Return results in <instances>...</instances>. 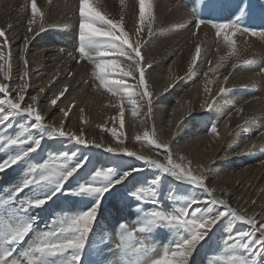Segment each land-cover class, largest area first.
<instances>
[{"label": "rangeland", "instance_id": "374dc122", "mask_svg": "<svg viewBox=\"0 0 264 264\" xmlns=\"http://www.w3.org/2000/svg\"><path fill=\"white\" fill-rule=\"evenodd\" d=\"M4 1L5 0H0V11L3 9L2 7L6 6V2ZM38 1L40 0H36L37 6L39 5ZM174 2L179 3L178 5L182 8L184 7L183 9L188 15L180 24H175L178 33H187L188 29L191 30L192 28V30H194V35H197L198 29L195 27L197 20L210 23L233 22L238 27L256 32L255 36L238 34L237 32L233 37L236 47H238L240 43L246 42L241 39L244 38L251 40L256 48L258 45H256L255 42H258L264 48V41L261 40L264 38V35H261L264 34V0H176ZM25 3L28 5L27 9L29 10L27 16H30L29 0H26ZM71 5L74 6V9L72 14H68ZM60 6L62 8L56 10V13L62 12L64 15H68L67 17L78 25L79 19H77L76 16H79L77 8L79 7V0H73V2L71 0L63 2L61 0ZM9 7L16 21L18 18V11L12 10L13 4ZM21 8L19 7L20 10ZM156 8L159 9L158 4ZM75 9L76 11H74ZM49 13L51 14V10ZM155 14L156 15L152 12L150 21L147 19L148 23L152 25V30L149 32L147 26L140 47H145L149 39L153 41L155 37L159 38V33L153 30L154 20H156L157 14L159 16V13ZM105 15L109 19H114V17L109 14ZM48 18L49 15L44 16L43 27L41 28L40 24L38 25V31L31 37L28 46L44 47L45 49L57 53L61 57H66L68 54L72 53L71 56L73 57H70L72 63L74 61L73 59H75L85 65L87 68V72L85 73L89 76L87 86L93 87V81L98 82L92 75V73L96 71L94 65L100 62V58H97L94 54L96 46H86V51L89 52L90 58H81L78 52L79 41L78 39L74 41L75 34L77 33L78 35V26L76 25L77 30H74L76 33L74 32L73 36L70 37L68 34L63 35L65 32V28L63 27L65 26L61 25V20L54 19V21H49ZM121 18L122 17H120L119 20L114 19V21H120ZM168 21L172 23L169 19ZM126 23L127 19L123 17V30L125 29ZM166 23L167 22L163 25ZM202 25L209 29V36L214 42V47L211 44L209 45L210 52L205 58H203V50L200 51L199 55L195 53L193 57L196 56V63L193 65L196 66L198 63H202L204 64L202 65L204 66L203 68H209L211 65V58L209 56L214 53L216 46L228 47L225 45L222 37L217 39L215 30L210 24ZM158 27L161 26L159 25ZM3 39L4 38H0V45L3 44ZM7 39H9V37H7ZM259 39L261 42L258 41ZM21 42L22 41L19 42V45ZM9 43L10 47L3 49V51L6 52L5 55L10 57L7 61L6 72L10 71L9 66L14 59V54L11 50L12 45L11 42ZM246 46L247 47H240V51L237 52V55L232 57L233 62L229 69L227 68L226 70L224 69L225 71L222 70L219 72V83L222 85V88L220 87L207 108L203 110L204 112L201 115H191L180 119L175 125L173 135L170 137L171 140H169L170 152L171 148H173L171 144L172 141L177 140L175 132L178 129L180 134H183L178 138L179 140L176 144H179L178 146L187 144L197 131H199V135H202L201 138L219 136L221 125L233 114L235 108L237 109V103H228L229 100L237 101V98L240 96L239 99H247V102L246 100L243 101L244 104H248L254 101V99L246 97L257 95L259 96V100L263 102L262 107L264 108V50L261 49V47L258 48V50H253L252 48L249 50L248 44ZM178 48H180L179 45L176 48L177 54H182V49ZM172 50L174 49H170V51ZM25 56H27V53ZM19 58L18 52V59ZM103 59L105 61L104 63H108L107 60L112 59V56ZM161 60H164L162 63L164 66V64H169L172 58L168 61V58L163 56L160 61ZM20 61L23 62L26 60L21 57ZM118 62L129 61L121 57ZM189 62H192L190 61V57ZM60 64L61 63H59L57 67H59ZM69 68L71 69V66ZM69 68L67 71L70 72ZM240 68L249 70L247 72L252 76H257L259 74L262 79H259L260 81L257 82L253 81L252 85L231 86L229 89H225L228 85L230 86L229 83L231 82L226 84L230 77L239 71ZM57 71L58 70H56V73ZM191 71L187 70L188 73H191ZM68 75L69 73H66L65 76ZM114 77H120L118 72L112 71L109 73V80ZM130 78L132 81L128 84L129 86L138 83V78ZM180 80L181 79L177 82H180ZM148 87L146 81L147 90ZM149 89H151L152 92V86H150ZM188 89L190 88L184 87V90L173 88L170 98L171 102L165 106V109L169 110L172 106L178 104V100ZM160 95L151 99V104L148 103V98H144V104L150 106L152 110L158 108L156 102L159 101ZM112 96L113 95H111V97ZM7 98L14 100L13 96L9 93ZM112 98H114L115 102L113 104L111 103L113 105L111 106H115V108L118 109L119 116L122 119L125 118L124 114H126L128 118L130 117V120H135L132 124L142 134H135L132 142L135 145H140L145 149L146 153L128 151L124 155L125 151L120 149H111V151H109L104 149L101 145L94 143L86 144L83 142L77 144L74 140L70 139V135L68 134L63 137L58 135L56 133L58 130L56 127L54 128L56 132H54L50 128H53V125L43 121H41L40 125H37L34 117L23 114L21 110L11 109L6 104L0 105V163H4L21 153H29L24 156L25 158L23 160L20 159L18 163L7 167L4 171H0V199H4L3 205L6 213L10 211L13 212L11 215L16 225L21 224V222L30 223L32 225L23 242L17 244L19 251L17 250V253L13 255V257H20L21 255L19 252L26 250L29 244L32 243V239H36L43 232L53 230L54 225L58 227L62 220L78 216L96 207L97 211L94 222L86 236L83 249L78 253L79 264H151V261L158 258L164 250H170L190 237L189 232L182 226L170 224L166 220L160 219L153 214L158 213L161 216H178L181 211L186 210L184 218L186 220L196 219L197 221L212 218L221 211L225 212L221 220L207 231L206 235L196 246L189 258L188 264H224V261L229 257L243 260L246 264H264V250L259 249L257 245H252V251L233 246L235 244V238L238 237L240 233L251 231L250 225L242 221L234 220L224 206L212 205L210 203V197H207L202 189L194 186L190 182L188 183L192 186H183L185 181L187 182L186 179L178 178L170 173H165L154 165L147 163L151 160L165 163L167 153L162 149H156L153 145L148 144L147 141L144 140V134L148 133L149 139H155L159 143H166L164 141L166 136L164 135L169 134L168 131L171 126L167 125L169 129L165 127V134L161 135L158 133L157 124L155 125L154 120L146 118L145 116L141 117L139 113L133 112V109H130V106L126 104V98L121 99L119 96H113ZM205 98L206 96H204L200 102L201 106H197V109L202 110V107H204L202 106L203 102H206ZM0 99H5L4 94L0 93ZM116 101H118L117 103L119 106L115 104ZM26 107L25 104H21V108ZM121 108L123 109L122 116L120 114ZM61 112L62 110L58 109V114ZM148 112L149 111L146 112L147 116H149ZM191 120H193L191 124H194L195 121H200L199 127H201V129H199V127L186 128L185 125ZM105 121H107L109 125L105 124V127L100 123H96V125H94V130L97 133H102L107 139L115 138L113 140H120L122 135L120 136V132L118 127H115V123H110L112 118H107ZM256 121L261 125L259 119ZM253 122L255 121H251L250 123ZM116 123L118 122L116 121ZM212 127L216 128L215 133L211 131ZM113 131L116 132L115 136L112 135ZM262 132L264 135V130L260 131V133ZM231 134L232 131L228 132L226 139L229 138ZM137 137H139V139H137ZM145 139L147 138L145 137ZM259 147L261 149L262 146L259 145ZM32 149L35 150L33 151ZM262 152H264V149ZM137 156L143 157V159H136ZM254 156L252 159L258 158L259 154L256 153ZM176 157L172 156L175 163L185 165L184 156H178V161L175 159ZM233 158V156L228 157L225 162H234L237 160V162L242 163L239 166L235 165V168H238V170L245 166L247 167V165L241 161V156L239 158L236 157L234 160ZM215 163L216 161L214 159L211 166L214 167ZM259 164H264V155L258 165ZM232 168L234 169V167ZM72 169H76V171L62 183L59 190H57L54 182L43 179V176L49 174V172L66 174ZM82 186L107 187L109 190H107L102 197L98 198L94 193L80 192L79 189ZM212 194L214 197L216 196V199L223 200L228 208L235 210L240 215L244 216L245 219L250 217L231 202H227L224 200L225 198H222L219 194L217 195L216 192H212ZM37 199H46V203L41 207H34L31 203ZM196 201L198 202L194 203ZM77 208L80 209L78 210ZM193 212H195V214ZM20 213H23V219H20ZM261 224H264V221L256 222V227L259 228ZM153 230L156 231L153 232ZM129 235L130 237L125 239V237ZM230 235L234 239L226 242L225 239ZM258 237L259 232H257L254 237H245L244 239L252 243V241L258 239ZM3 241L4 237L0 239V242ZM210 242L211 245L209 244ZM119 255L121 257H119ZM68 260L69 257L67 256L60 257L56 260V264H61V261H63V264H68ZM49 264H53V262L50 260Z\"/></svg>", "mask_w": 264, "mask_h": 264}, {"label": "bare ground", "instance_id": "6f19581e", "mask_svg": "<svg viewBox=\"0 0 264 264\" xmlns=\"http://www.w3.org/2000/svg\"><path fill=\"white\" fill-rule=\"evenodd\" d=\"M62 1L66 2L69 0ZM71 1L73 2V0ZM174 1L151 0L152 9L154 8L153 14L156 15L155 13H159V16L157 14L156 20H154L155 23L153 28L156 33H159V38L155 37L154 40L152 39L154 42L149 39L148 44L145 47H140L143 58L142 65L146 68L145 79L147 81V87L152 86V92L148 87V91L151 94L150 99H153L155 96L161 94L159 101L156 102L158 104V108L152 110L150 106L144 104V98H141L139 95L131 97L132 103L128 102L129 98L127 96L124 97L127 99L125 100L126 104L130 106V109H133V112L139 113V116L141 117L145 116L146 118L154 120L155 125L157 124L159 134H165V127H167V125L171 126L170 129L167 127L169 129V134L164 135L166 136L164 141L168 145H170L169 140H171L170 137L173 135V129L180 119L191 115H201L204 112L203 110L207 108L208 104L212 101V98H214L217 91L222 86L219 83V72L224 69L226 70L227 68L229 69L233 62L232 57L221 61V57H226L229 51V49L224 46H216L214 53L209 56L211 58V65L209 68H203L204 66L202 65L204 64L202 63H198L194 66L192 62H189V57L190 61H192L191 58L196 53L195 50L198 46L201 51L203 50V58L208 56L210 52L209 45L211 44L213 46L214 42L209 36V29L204 27V25L198 29L197 35H194V30H192V28V32L188 29V34L177 32L175 24H180V22L188 15L183 9L184 7L182 8L178 5L179 3L176 2V4ZM4 2H6V6L2 7L3 9L0 11V29H2L7 34V37H9L8 41L11 42V50L14 54V59L9 66L10 71L7 72L8 79L5 80L4 76L0 75V84L8 86V93L13 96L14 100L19 86L22 83L21 78L23 77L25 70L24 65L25 62H27L26 65L29 63L27 67L28 77L26 78L28 87L26 89L25 99L21 102V104H25L28 107L32 104V98L36 97L37 100L34 110L37 114L42 116L43 122L53 125V128L50 127L52 130L55 127L58 129L57 132L55 131L58 135L60 131H64L66 134L70 135V137L75 136L86 144L94 143L101 145L104 149H120L129 152L134 151L146 153L145 149H143L140 145H135L132 142L135 134H142L132 124L135 120H130V117L128 118L126 114H124V119L119 116L118 109H116L115 106L112 107V104L115 102L114 98H112L113 96L111 97L112 94L108 92L107 89L101 87L99 81H93L92 84L94 86H91L92 88L87 86L89 76L85 73L87 72V68L82 62L73 59L74 61L72 63V53L68 54L66 57H61L57 53L45 49L44 47L28 46L31 37L36 33V31H38L39 22L33 25V30L31 32L28 31V21L32 17L30 14V16H27V12L29 10L27 9L28 5L25 3L26 0H5ZM38 3V7L44 13V16L49 15V21H54V19L61 20V25L65 26L63 27L65 28L63 35L68 34L70 37L73 36L74 32L77 30V23L69 19V17H67L68 15L66 16L62 12L56 13V10L62 8L60 6L61 0H40ZM11 4H13L12 10L18 11V18L16 21L10 12L11 8L9 6ZM157 4L159 9L156 8ZM72 5L70 6L68 14H72L74 9V6ZM94 6H97L102 13L113 16L115 20H119L120 17L127 19L124 31L126 36L129 38L130 43H141L146 33L148 20L146 19L145 24L141 26V33L139 37H137L136 27L138 23L139 10L137 0H123V3H121V0H95ZM19 7H22L21 10ZM50 10L51 14L49 13ZM74 11H76V9ZM76 18L79 19V16H76ZM168 19L172 21V23H169ZM165 22L167 23L163 25ZM159 25L161 27H158ZM77 39L78 35L76 33L74 41ZM241 39L246 42L239 44L237 52L240 51V47H247V44L249 46V50L251 48L253 50H258L260 47L264 50L262 45L258 42H255V44L258 45L256 48L251 40L244 38ZM260 39L258 41H264V38ZM26 40L27 48L24 49ZM20 41L22 42L19 45ZM178 45L182 49V54H177L176 52ZM95 46L96 45H94V47ZM172 48L175 51H170ZM18 52L20 58L23 57L26 61L21 62L20 58L18 59ZM26 53L27 56H25ZM163 56L168 58V61L172 58L171 62L169 64H164V66L162 65L164 60L160 61ZM120 59L121 58H119V60ZM59 63L61 64L57 67ZM111 63L112 62L108 61L106 64ZM119 63L128 64L130 62ZM218 64L222 66H220L216 72L211 71V69L216 68ZM149 65H151V67H149ZM70 66L71 69L69 68ZM68 68L70 69V72L67 71ZM56 70H58L57 73ZM187 70H190L191 73H188ZM247 71L249 70L240 68L239 71L230 77L229 81L226 83L228 84L231 82L229 83L230 86L228 85L225 89H229L231 86L238 87L248 84L252 85L253 81L257 82L260 81L259 79H262L259 74L257 76H252ZM66 73H69V75L65 76ZM139 75L140 74L137 72L132 77L139 79ZM119 78L120 77H114L111 78L110 81H115ZM123 79L126 85L132 81L130 77H124ZM179 79H181L180 82H177ZM209 80L212 81L211 84L208 83ZM184 87L190 89L185 91L183 96L178 100V104L172 106L169 110L165 109V106L171 102L170 98L172 96V89L178 88L180 90H184ZM206 87L208 88V91H205ZM41 89H43V91H41ZM133 91H135V89H133ZM61 93H63V95H61ZM204 96H206V102H203L202 105L204 107H202V110L197 109V106L200 105ZM57 97H59V99H57ZM239 97L237 98V101L229 100L228 103H237V109L235 108L233 114L221 125L219 136L201 138L202 135H199V131H197L187 144L178 146L179 144L176 145L179 140L178 138L183 135L180 134L178 129L175 132L177 140H173L171 143L173 147L171 148V152L173 157L177 156L175 158L177 161L178 156H184L185 165L188 166V170H190L194 175L202 176L205 181V186L209 190L216 192L217 195L219 194L222 198H225L224 200L231 202L234 206L251 218H256V222H263L264 164L258 165L264 155V152H262L264 149V135L263 132L260 133V131L264 130L263 102L259 100V96L255 95L247 96L246 98L250 97L254 99V101L244 104L243 100H246L247 102V99H239ZM53 99H57V103L55 105L51 104ZM117 102L118 101H116L115 104L119 106ZM58 109L62 110L59 114ZM147 111H149V116H147ZM65 112L68 113L67 116H65ZM107 118H112L110 123H115V127H118L120 136L122 135L120 140H113L115 138L107 139L102 133H97L94 130V125H96V123H100L106 127L105 124L108 123L105 120ZM258 119L259 122H261V125H259L256 121ZM116 121L118 123H116ZM251 121L255 122L250 123ZM192 122L193 120L189 121L185 127H199L200 121H195L194 124H191ZM199 129H201V127H199ZM230 131H232V134L226 139V136ZM259 145L262 146L261 149ZM256 153L259 154L258 158L252 159ZM238 155L241 156V161L247 165V167L243 166L244 168L239 170L238 168H235V165L239 166L242 163L237 162V160L234 162H225L228 157L233 156V160L236 157L239 158L240 156ZM24 158L25 157L21 160ZM214 159L216 163L214 167H212L211 163ZM232 167H234V169ZM185 185L188 187L191 184H189L188 181H185L183 186ZM3 202L4 199H0V226L15 227L16 222L13 221V216L11 215L13 212L10 211L6 213ZM77 209L79 210L80 208ZM22 214L23 213H20V219H23ZM154 231L156 230H153V232ZM155 233L157 234V232ZM3 237V233H0V239ZM35 240L36 239H32V242ZM209 244L211 245V242ZM16 245L7 246L5 243V248L13 249ZM19 253L21 255L23 251H20ZM119 257L121 256L119 255Z\"/></svg>", "mask_w": 264, "mask_h": 264}, {"label": "snow or ice", "instance_id": "6c2138e0", "mask_svg": "<svg viewBox=\"0 0 264 264\" xmlns=\"http://www.w3.org/2000/svg\"><path fill=\"white\" fill-rule=\"evenodd\" d=\"M31 19L28 21V31L33 30V25L39 22L40 27H43L44 13L38 8L36 0H29ZM123 3V0H121ZM139 10H138V23L136 27V36L139 37L141 33V26L145 24L146 19L149 21L152 18V3L151 0H137ZM91 10V11H90ZM96 13L102 16L105 20L111 22V26L108 24H101L98 19L92 14ZM79 24H78V41L79 48L78 52L81 58L89 57V52L86 51L87 45H96V50L94 54L97 58H100V62L95 63V69L92 75L99 81L100 86L107 89L113 96H119L123 99L125 96L129 98V103H132L131 97L134 95H140L141 98H148V103L151 104L150 92L146 88L145 79V68L142 66V53L140 51V43L135 44L130 43L129 38L126 36L123 30L122 21H114L106 17L97 6H94V0H79L78 7ZM202 24H210V26L215 30V35L217 39L223 38L225 45H227L229 51L226 57H221V61L228 59L229 57H234L237 55L236 43L233 39L237 32L241 34H249L252 36L256 35V32L238 27L233 22L228 23H210L205 21H196L195 27L199 29ZM90 26L94 28L101 29L100 32H91ZM148 30L151 32L152 25L148 23ZM264 35V34H261ZM0 38L3 39V44L0 45V75L4 76V79H8V73L6 72L7 61L10 59L9 56L5 55L3 51L4 48H9L10 44L7 39L6 33L0 29ZM27 48V40L25 41L24 49ZM196 54H200V47L196 48ZM112 56V59L107 61H112L111 64L104 63L105 57ZM124 58V60L129 61L128 64L119 63V58ZM192 63H196V56L192 58ZM222 66L218 64L216 68L211 69V71L216 72L218 68ZM235 66V65H234ZM151 67V65H149ZM115 71L119 73L120 78L115 81H110L108 75L110 72ZM139 73V80L136 85H126L124 77H132L136 73ZM28 77L27 65L25 63V70L23 77L21 78L22 83L19 86L15 100L9 99L8 97V86L5 84H0V93L4 94L5 99H0V105H7L11 109L21 110L23 114L34 117L37 125H40L42 121V116L37 114L34 110L36 104V97L32 98V104L26 108H21V102L25 99L26 89L28 87L26 78ZM209 84L212 83L211 80L208 81ZM135 89V91H133ZM143 90V91H141ZM43 91V89H41ZM208 91V88H205ZM63 95V93H61ZM59 99V97H57ZM57 99L51 101L52 105L57 103ZM65 116L68 115L67 112L64 113ZM135 114V113H134ZM123 115V109L121 108V116ZM55 132L56 130L53 129ZM211 131L216 132V128L212 127ZM59 135L61 137L67 135L64 131H60ZM112 135L115 136L116 132L113 131ZM145 137L147 139H145ZM70 139L74 140L77 144L83 143V141L75 136H71ZM139 139V137H137ZM144 140L148 144L153 145L156 149H162L166 156V162L160 163L156 160L148 161L150 165H154L156 168L161 169L165 173H170L178 178H184L194 186L203 190V192L210 197V203L212 205H222L231 214L234 220L242 221L243 223L251 226V231L240 233L238 237L235 238L234 247L242 248L247 251H252L253 244L257 245L259 249L264 250V224H261L259 228L256 227V221L254 218L245 219L244 216L240 215L235 210L228 208L223 200L216 199L212 192L205 186V181L202 176L194 175L190 170H188L187 165L175 163L172 159L170 147L167 143H159L155 139H149L148 133L144 134ZM14 143V142H13ZM111 151V149H106ZM128 151L124 152V155ZM28 152L21 153L20 155L7 160L4 163H0V171H4L7 167L18 163L20 159L28 155ZM132 156V155H131ZM136 159H143V157L137 156ZM76 169L68 171L66 174H61L59 172H49V174L44 175L43 179L46 181L54 182L57 190L60 189L63 182H65L69 177H71ZM203 171V170H201ZM109 190L107 187H85L82 186L79 191L94 193L97 197H102V195ZM43 202V203H41ZM198 201L194 202L197 203ZM46 203V199H37L31 204L34 207H41ZM97 208L93 207L90 211L82 213L78 216L62 220L59 226H53V230L46 231L40 234L36 240L29 244L26 250L23 251L20 257H13L12 251L14 249H6L5 243L8 245H16L22 243L27 233L30 231L32 225L30 223L21 222V224L15 227L0 226V233L4 235V241L0 242V264H49L51 260L53 264H56V260L60 257H69L68 264H79V251L83 249L86 241V236L89 233L91 226L94 222ZM187 211V210H186ZM186 211H181L178 216H161L158 213L153 214L160 219L166 220L170 224L182 226L185 228L190 237L183 242L177 244L170 250H164L163 253L151 261V264H188L189 258L191 257L194 249L199 244L201 239L206 235L214 225H216L221 218L225 215V212L221 211L217 215L209 219H202L197 221L196 219H185ZM195 214V212H193ZM87 229V231H85ZM259 232L258 239L249 243L245 241V237H254L256 233ZM125 237V239H128ZM234 238L230 235L225 241H232ZM251 240V239H250ZM63 264V261H61ZM224 264H246L245 261L229 257L224 261Z\"/></svg>", "mask_w": 264, "mask_h": 264}, {"label": "clouds", "instance_id": "9594fccd", "mask_svg": "<svg viewBox=\"0 0 264 264\" xmlns=\"http://www.w3.org/2000/svg\"><path fill=\"white\" fill-rule=\"evenodd\" d=\"M90 11H91V10H90ZM92 14L96 17V19H98V20L100 21L101 24H108V25L111 26V22L105 20L102 16H99V15L96 14V13H92ZM90 31H91V32H100V31H102V30L90 26ZM32 150L34 151L35 149H32ZM41 203H43V202H41ZM85 231H87V229H85Z\"/></svg>", "mask_w": 264, "mask_h": 264}]
</instances>
